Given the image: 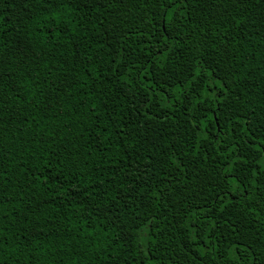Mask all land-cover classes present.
Segmentation results:
<instances>
[{"label": "trees", "instance_id": "trees-1", "mask_svg": "<svg viewBox=\"0 0 264 264\" xmlns=\"http://www.w3.org/2000/svg\"><path fill=\"white\" fill-rule=\"evenodd\" d=\"M0 264H264V0H0Z\"/></svg>", "mask_w": 264, "mask_h": 264}]
</instances>
